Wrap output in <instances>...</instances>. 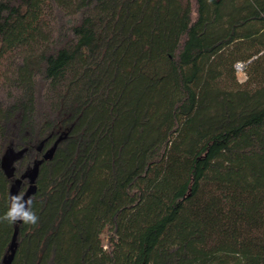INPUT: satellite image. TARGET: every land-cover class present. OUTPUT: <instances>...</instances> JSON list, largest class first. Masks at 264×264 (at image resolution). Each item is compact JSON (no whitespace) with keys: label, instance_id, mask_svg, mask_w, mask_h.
Returning <instances> with one entry per match:
<instances>
[{"label":"trees","instance_id":"1","mask_svg":"<svg viewBox=\"0 0 264 264\" xmlns=\"http://www.w3.org/2000/svg\"><path fill=\"white\" fill-rule=\"evenodd\" d=\"M10 125L0 264H264V0H0V215Z\"/></svg>","mask_w":264,"mask_h":264},{"label":"water","instance_id":"2","mask_svg":"<svg viewBox=\"0 0 264 264\" xmlns=\"http://www.w3.org/2000/svg\"><path fill=\"white\" fill-rule=\"evenodd\" d=\"M67 136V134L65 135ZM63 136H60L48 150L45 151L43 155V159L37 160L32 167H30L24 174L20 176H16V163L21 161L25 154L28 151V147L17 148V147H8L4 150L1 166L6 173L8 178H14L13 184L11 186L10 194H16L21 192V187L23 181L27 178L29 179V185L25 190V198L31 197L37 192V178L40 171V165L43 160L52 159L59 142L63 139ZM22 222H18L17 224H21ZM18 227L15 230L11 245H10V253L5 257L4 264H12L17 247V237H18Z\"/></svg>","mask_w":264,"mask_h":264},{"label":"clouds","instance_id":"3","mask_svg":"<svg viewBox=\"0 0 264 264\" xmlns=\"http://www.w3.org/2000/svg\"><path fill=\"white\" fill-rule=\"evenodd\" d=\"M9 204L7 211L0 215V223L16 224L22 222L25 225H37L39 217L33 211V199L25 198L23 191L16 194H10L8 197Z\"/></svg>","mask_w":264,"mask_h":264},{"label":"rangeland","instance_id":"4","mask_svg":"<svg viewBox=\"0 0 264 264\" xmlns=\"http://www.w3.org/2000/svg\"><path fill=\"white\" fill-rule=\"evenodd\" d=\"M239 62H241V63H244L245 64V67H246V65L248 64V61L247 62H244V61H239ZM237 64H238V62L235 64V68H236V72H237V76H238V79L240 80V81H244V80H246V78H247V73H246V70H245V68L244 69H239L238 67H237ZM10 131H9V135H8V139L6 140V142H5V149L6 148H8V147H10V146H12V147H16V146H14V144H12V136H13V134H14V131H13V129H12V125H10ZM25 164H23L22 165V168H25V166H24ZM16 166H17V163H16ZM19 167H21V166H19ZM17 168V167H16ZM104 241H105V243H106V240H107V234L105 233L104 235Z\"/></svg>","mask_w":264,"mask_h":264},{"label":"built area","instance_id":"5","mask_svg":"<svg viewBox=\"0 0 264 264\" xmlns=\"http://www.w3.org/2000/svg\"><path fill=\"white\" fill-rule=\"evenodd\" d=\"M237 67L239 69H244L245 68V64L244 63H241V62H238Z\"/></svg>","mask_w":264,"mask_h":264},{"label":"flooded vegetation","instance_id":"6","mask_svg":"<svg viewBox=\"0 0 264 264\" xmlns=\"http://www.w3.org/2000/svg\"><path fill=\"white\" fill-rule=\"evenodd\" d=\"M27 179V178H26ZM27 181L29 182V179H27Z\"/></svg>","mask_w":264,"mask_h":264}]
</instances>
